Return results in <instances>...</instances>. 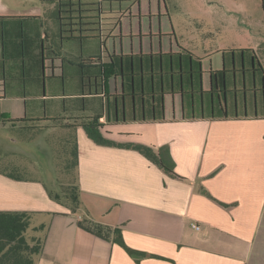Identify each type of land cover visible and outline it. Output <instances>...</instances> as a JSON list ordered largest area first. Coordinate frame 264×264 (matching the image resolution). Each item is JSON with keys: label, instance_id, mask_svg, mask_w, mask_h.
<instances>
[{"label": "crops", "instance_id": "crops-1", "mask_svg": "<svg viewBox=\"0 0 264 264\" xmlns=\"http://www.w3.org/2000/svg\"><path fill=\"white\" fill-rule=\"evenodd\" d=\"M135 1L137 5L104 6L103 54H98L95 41L61 40L56 2L51 7L45 6L44 10L52 11L51 16H46V11L36 15L44 23L46 93L43 90L41 98L30 99L29 107H52L53 114L46 110L43 115L29 117L26 107L25 115L5 114L11 121L62 118L63 124L77 126L32 122L45 127L40 130L44 134L59 129L76 132L81 206L74 212L61 205L59 196L48 192L41 180L21 175L14 179L8 176L10 172L0 170V211L29 212L32 219L53 216L36 264H264V114L225 119L215 118L213 114L206 117L203 113L196 117L193 110V116L189 117L184 96L178 92L164 96L163 119L157 120L155 111L154 120L146 117L145 102H153L154 98L144 96L143 120L120 122L123 78H109L103 97L89 88L91 81L77 78L68 83L48 81L50 77H60L66 65L71 69L87 62L88 66H96L97 59L109 65L110 56L114 55L182 53L184 48L177 41L165 0H162L163 17L151 12L152 5L159 9L160 0ZM166 18L169 27L165 26ZM247 55L224 56L218 68L206 66L203 61L207 72L204 89L212 85L209 69L224 71L227 84L230 81L244 87L252 84L251 74L245 72ZM227 69L231 72L227 73ZM6 100L25 103L21 99H3L0 106ZM114 100L118 117L111 120ZM201 106V110L206 108L203 103ZM125 108L123 104L124 112ZM61 109L64 114L58 115ZM66 109L77 113L71 116L74 122L64 116ZM97 115L105 125L104 134L119 125L152 127L154 140L146 145L169 146L176 173L184 180L167 175L135 150L96 145L80 125ZM7 124L17 127L25 123ZM106 136L119 143H143L128 133L120 134L121 139ZM81 215L120 227L126 244L149 256L138 263L119 245L80 229ZM193 224L200 229H195Z\"/></svg>", "mask_w": 264, "mask_h": 264}, {"label": "trees", "instance_id": "trees-1", "mask_svg": "<svg viewBox=\"0 0 264 264\" xmlns=\"http://www.w3.org/2000/svg\"><path fill=\"white\" fill-rule=\"evenodd\" d=\"M43 3L56 2L58 4L57 19L60 25L61 40L86 41L98 43L97 52L103 54L105 44L102 40L104 6L108 2L118 0H40ZM264 3V0H262ZM44 23L38 16H3L0 17V42L2 45V57L0 59V100L21 99L25 101L26 112L29 108V100L43 96L45 75V40L43 38ZM253 50H233L232 53H247L246 66L254 67V72H264L263 66ZM253 55H252V54ZM252 56V58H251ZM110 64L103 65L100 59L98 65L75 66L62 68L60 77H50L61 82L68 83L73 79L91 81L89 88H93L96 94L103 97L106 83L112 76L123 78L124 93L119 96L122 107L120 122L143 120L144 96L154 98V101L146 100V117L154 116L157 120L163 119L164 96L181 93L184 96V105L189 111L201 109L200 91L203 89L202 74L203 60L185 49L182 53L149 54V55H121L110 56ZM221 75L222 85L225 86V72H216ZM254 78H252V84ZM198 95L199 99L192 100ZM106 98V95L105 97ZM118 98V96H114ZM123 99H125L123 103ZM136 99V101H134ZM123 104L126 105L125 112ZM136 106V111H135ZM43 107V106H42ZM211 109L215 118H228L226 108L220 105L221 114L215 115V108L210 104L205 109ZM149 112V115H148ZM126 114V115H125ZM116 100L111 103V120H116ZM100 115L81 123L87 136L98 146L114 147L135 150L142 154L154 165L159 167L167 175L183 179L176 173L175 163L171 157L169 146L154 147L144 144L119 143L108 138L102 131L104 126L100 123ZM0 120L4 123H32L51 121L50 126L77 127L66 125L62 118L28 119L11 121L6 114L0 112ZM156 120V119H155ZM43 130L45 127L37 126ZM75 166L79 164L78 144L73 152ZM16 173L10 172V178L19 179ZM68 192L73 201L72 211L76 212L80 206L78 186H69ZM205 194L210 196L204 189ZM32 214L29 212H4L0 211V264H36V258L42 253L45 240L41 237H28L27 233L32 227ZM78 227L104 241L119 245L133 257L138 263L149 255L145 252L130 248L125 240L120 227H112L96 222L88 217L78 221ZM45 230V225L34 228L35 232ZM154 258H162L153 255Z\"/></svg>", "mask_w": 264, "mask_h": 264}, {"label": "rangeland", "instance_id": "rangeland-1", "mask_svg": "<svg viewBox=\"0 0 264 264\" xmlns=\"http://www.w3.org/2000/svg\"><path fill=\"white\" fill-rule=\"evenodd\" d=\"M164 3L167 13L171 15L179 45L193 53L195 57L201 58L206 66L221 67V58L232 57L233 50L251 48L254 49L252 53L257 56L264 69V3L262 0H165ZM52 4V2L45 4L40 0H0V17L36 16L42 11L47 12L46 16H51L52 11L44 9L45 6L51 7ZM108 4L125 7L137 5V2L118 0L108 2L105 6ZM165 23V26L169 27L167 18ZM0 47H2L1 42ZM1 56L2 53L0 58ZM212 61L214 64L211 63ZM251 78H254V82L247 84V87H244L242 83L233 84L232 81L227 84L230 92L224 96L221 106L226 108L229 116L264 114V72L257 71L256 75L251 72ZM48 81L58 82L54 79H48ZM197 96L196 94L195 98L199 99ZM98 106L101 107L100 104ZM46 110L53 114L52 107L45 109V107L37 108L30 105L28 115L29 117L38 113L43 115ZM0 112L2 114L11 112L13 116L25 115V103L6 100L3 102V107L0 106ZM192 113L186 110V116L192 117ZM202 113L206 117L212 115L209 108L195 110L196 117H201ZM59 114H64L62 109L58 111ZM65 114L64 116L69 117L70 122H74L75 119L71 116L77 115L76 112L66 109ZM219 114H221L220 104L217 103L215 115ZM12 125L0 120V170L41 180L46 184L48 192H52L54 197L59 196L58 202L61 205L72 208L73 201L67 189L69 186H78L79 173L73 156L77 143L76 132L59 129L44 134L34 128L37 124L25 123L17 127ZM152 129V127L128 124L111 127L105 131V134L114 139H121L120 134H133L134 139L141 140L143 143L140 144L146 145L154 140ZM13 139L17 142H11ZM79 194L80 192L78 196L81 201ZM81 218L85 217L81 215ZM52 220V215L32 219L28 237L37 236L46 241ZM41 225H45V230L35 232L34 228ZM36 259L39 260V257Z\"/></svg>", "mask_w": 264, "mask_h": 264}, {"label": "flooded vegetation", "instance_id": "flooded-vegetation-1", "mask_svg": "<svg viewBox=\"0 0 264 264\" xmlns=\"http://www.w3.org/2000/svg\"><path fill=\"white\" fill-rule=\"evenodd\" d=\"M159 2H160L159 6H158L159 9L155 10L154 5H152L151 6V12L155 16H162L163 17L164 12H163V7H162V0H160ZM253 70H254V67H247L246 66V68H245V72H249L250 74L252 72V74L256 75V72H254ZM216 72H221V71H214L212 69H209V71H208L209 75L212 78V85L209 89H204V75L207 72L204 70L203 74H202L203 89L200 91V93H201L200 97H201V102L203 103V105L205 107H208L211 104L212 107L215 108L217 103L222 105V101L224 99V96H226L230 92L229 88L227 86V83L225 84V86H223L222 80H221V75L219 73H216ZM226 72L229 73V72H231V70L227 69Z\"/></svg>", "mask_w": 264, "mask_h": 264}, {"label": "built area", "instance_id": "built-area-1", "mask_svg": "<svg viewBox=\"0 0 264 264\" xmlns=\"http://www.w3.org/2000/svg\"><path fill=\"white\" fill-rule=\"evenodd\" d=\"M193 227H194L195 229H197V230L200 229V227H199L198 225H196V224H193Z\"/></svg>", "mask_w": 264, "mask_h": 264}, {"label": "water", "instance_id": "water-1", "mask_svg": "<svg viewBox=\"0 0 264 264\" xmlns=\"http://www.w3.org/2000/svg\"><path fill=\"white\" fill-rule=\"evenodd\" d=\"M44 94L46 93V85H45V82H44Z\"/></svg>", "mask_w": 264, "mask_h": 264}]
</instances>
